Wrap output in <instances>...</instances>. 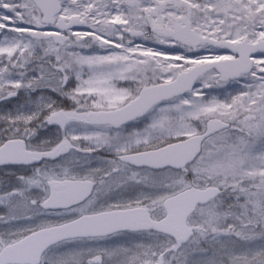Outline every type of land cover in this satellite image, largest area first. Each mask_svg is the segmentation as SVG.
<instances>
[{
    "label": "snow or ice",
    "instance_id": "snow-or-ice-1",
    "mask_svg": "<svg viewBox=\"0 0 264 264\" xmlns=\"http://www.w3.org/2000/svg\"><path fill=\"white\" fill-rule=\"evenodd\" d=\"M0 264H264V0H0Z\"/></svg>",
    "mask_w": 264,
    "mask_h": 264
}]
</instances>
